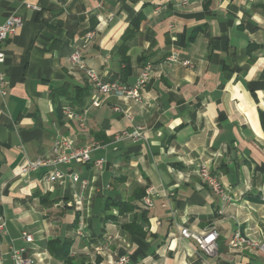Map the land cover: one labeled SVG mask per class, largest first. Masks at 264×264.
Wrapping results in <instances>:
<instances>
[{"label": "crops", "instance_id": "crops-1", "mask_svg": "<svg viewBox=\"0 0 264 264\" xmlns=\"http://www.w3.org/2000/svg\"><path fill=\"white\" fill-rule=\"evenodd\" d=\"M183 2H0V24L13 15L24 22L1 45L0 264H14L12 250L21 248L33 264H63L49 243L66 238L74 264H264L260 251L230 247L237 231L264 240V0ZM89 32L86 67L106 80L132 86L146 63L156 66L142 104L100 96L72 67ZM172 54L192 67L167 65ZM57 89L64 94L54 99ZM139 128L142 137L115 142ZM59 137L72 148L92 146L91 162L58 166L62 183L47 182L54 167L23 172L29 161L54 157ZM204 163L233 196L231 205L223 207L202 182ZM120 203L134 208L120 213ZM130 224L145 235L123 228ZM212 227L220 235L214 256L181 236L184 228L202 235Z\"/></svg>", "mask_w": 264, "mask_h": 264}, {"label": "built area", "instance_id": "built-area-1", "mask_svg": "<svg viewBox=\"0 0 264 264\" xmlns=\"http://www.w3.org/2000/svg\"><path fill=\"white\" fill-rule=\"evenodd\" d=\"M2 0H0L1 2ZM189 0H184L183 4L186 5ZM23 19L19 16L13 15L4 24H0V64L5 62V53L1 50V45L6 42L10 36L14 35L20 28L23 27ZM95 32H89L84 39V43L80 49L75 50L70 57L72 67L85 72V76L90 83V85L99 93L100 96L105 98L116 97L119 99L133 100L138 104H142L144 101V91L148 85L152 73L156 71V66L153 63H146L141 71L136 84L129 86L120 82L109 81L104 78L99 72L88 69L86 67V62L83 56V51L88 47V45L94 40ZM165 63L169 66L173 65H183L185 67L191 68L192 62L189 60H181L177 54H172L166 58ZM7 79L4 73L0 72V92L2 95L6 94ZM99 99V98H98ZM96 99L94 104H97L99 100ZM115 111H122L120 107L115 106L113 108ZM65 114L73 116L74 112L67 106L65 109ZM88 111H85L82 115V125L85 124V117ZM142 129L139 128L134 133L123 132L115 136V142L127 138L138 139L142 137ZM54 157L37 159L34 161H29L24 167L23 172H30L43 167H54L53 172L48 176L47 182L49 183H62L65 179V175L58 169L60 165H68L73 162L77 164H89L92 160V146L72 148V141L65 137H59L54 143ZM95 166L102 170L104 167V160H97ZM199 176L202 182L207 186L215 195H217L223 207L229 206L233 203V196L229 190L220 182L218 177L212 172L208 164L204 163L200 166ZM74 182H81L84 187H87L88 182L86 180H81L77 175H71ZM156 193L154 188H150L147 191L146 196L143 199V204L145 207H153V197ZM262 203L264 204V194L262 195ZM5 221L0 217V232L5 230ZM79 235H82V231L79 230ZM181 236L186 240H195L199 248L208 256H214L218 252V240L219 232L215 227L210 228L207 232L200 235L195 232L184 228L181 232ZM22 238L28 243H34V237L28 232L22 233ZM230 247L233 250H238L241 248H251L260 251L264 255V240H255L247 236H244L241 232L237 231L231 242ZM12 259L14 264H33V261L27 257V249H13ZM127 261L126 258H122L119 264H124Z\"/></svg>", "mask_w": 264, "mask_h": 264}, {"label": "trees", "instance_id": "trees-1", "mask_svg": "<svg viewBox=\"0 0 264 264\" xmlns=\"http://www.w3.org/2000/svg\"><path fill=\"white\" fill-rule=\"evenodd\" d=\"M124 62H127L126 58H125ZM88 90L89 89L87 88L86 90L81 91L83 95H81L80 99H78V102L83 103L84 97L88 95ZM53 92L54 93H52V96L54 99L57 96L61 97L64 94L63 89L53 90ZM60 110L62 111L63 108H61ZM261 120H262V125L264 128V114L261 115ZM118 208H119L120 213H125L128 211H131L134 208V206H132V204H129V203H120V204H118ZM123 228L127 231L136 232L140 236L145 235L142 232L141 228L139 226H137V224L125 225V226H123ZM49 245H50L56 259L63 262V264H74V260L69 256L70 255L69 254L70 247L72 245V240L70 238H66V240H64V241H60V240L59 241H51L49 243Z\"/></svg>", "mask_w": 264, "mask_h": 264}]
</instances>
